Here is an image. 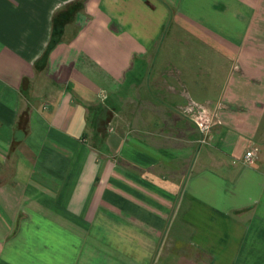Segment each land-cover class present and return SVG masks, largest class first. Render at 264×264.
<instances>
[{"label":"crops","instance_id":"crops-1","mask_svg":"<svg viewBox=\"0 0 264 264\" xmlns=\"http://www.w3.org/2000/svg\"><path fill=\"white\" fill-rule=\"evenodd\" d=\"M0 264H264V0H0Z\"/></svg>","mask_w":264,"mask_h":264},{"label":"built area","instance_id":"built-area-1","mask_svg":"<svg viewBox=\"0 0 264 264\" xmlns=\"http://www.w3.org/2000/svg\"><path fill=\"white\" fill-rule=\"evenodd\" d=\"M193 122L195 123L196 127L200 131L202 137L200 138L201 142H204L206 140L205 137H207L208 133L210 132L212 126L214 125V118L204 113V111L197 113L195 116H192ZM253 155L252 151L246 152V158L250 159Z\"/></svg>","mask_w":264,"mask_h":264}]
</instances>
